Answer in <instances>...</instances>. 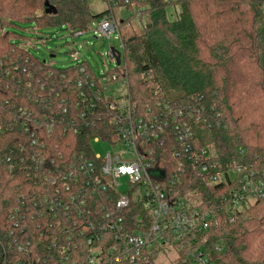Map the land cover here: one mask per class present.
<instances>
[{
  "label": "trees",
  "instance_id": "obj_1",
  "mask_svg": "<svg viewBox=\"0 0 264 264\" xmlns=\"http://www.w3.org/2000/svg\"><path fill=\"white\" fill-rule=\"evenodd\" d=\"M46 2L56 14L46 13ZM122 5L138 7L139 17L147 14L150 21L140 35L122 39V63L108 74L128 80L141 112H158L162 101L191 106L194 121L203 111L219 113L222 127L192 122L195 143L211 148L225 167L242 165L262 176L264 0H118ZM112 10L94 15L88 0H0V264H89L93 255L84 237L81 255L65 251L72 244L65 213L54 202L60 184L44 177L57 178L79 156L91 158L94 138L109 139L116 128L115 112L99 104L91 114L81 101V91L90 97V81L100 87L88 63L47 64L25 47L31 38L8 29L35 22L75 34ZM174 90L182 96L169 101ZM171 169L177 171L174 159ZM182 176L187 189L212 205L234 184H207L190 170ZM54 205L57 216L49 208ZM210 233L213 245L226 247L214 253L219 264H264V198L243 206L233 223L223 209ZM111 262L103 255L101 264Z\"/></svg>",
  "mask_w": 264,
  "mask_h": 264
},
{
  "label": "built area",
  "instance_id": "obj_2",
  "mask_svg": "<svg viewBox=\"0 0 264 264\" xmlns=\"http://www.w3.org/2000/svg\"><path fill=\"white\" fill-rule=\"evenodd\" d=\"M105 1L111 8L118 3ZM89 29L110 39L118 32V25L109 14ZM110 54L116 62L112 51ZM99 80V88L94 81L88 83L90 97L81 91L80 98L88 113H95L99 104L116 113L111 120L115 133L109 139L97 136L93 140L106 141L113 150L105 155L93 153L91 158L79 156L57 178L44 177L53 186L60 184L54 202L58 201L56 206L65 213L67 239L72 244L65 251L81 255L78 240L84 237L93 255L89 264H101L103 255L111 257V264H156L157 255L168 246L177 251L174 264H219L214 253H224L226 247L213 245L210 232L220 225L223 209L233 223L243 206L264 198V174L257 176L242 165L225 167L216 161L211 148L195 143L192 122L222 127L224 120L219 113L213 117L203 111L194 121L191 106L162 101L157 103L158 112L151 108L141 112L132 99L128 80L123 81L127 86L123 99L109 94L112 84L121 81L117 74L106 71ZM85 116V112L81 114ZM173 159L177 171L171 169ZM186 170L207 184L222 185L228 179L234 184L220 196L219 204L212 205L196 190L187 189L182 176ZM125 184L127 189L122 190ZM56 206L49 208L57 216ZM72 264L82 263L74 260Z\"/></svg>",
  "mask_w": 264,
  "mask_h": 264
},
{
  "label": "rangeland",
  "instance_id": "obj_3",
  "mask_svg": "<svg viewBox=\"0 0 264 264\" xmlns=\"http://www.w3.org/2000/svg\"><path fill=\"white\" fill-rule=\"evenodd\" d=\"M88 5L94 15L110 8V4L105 0H88ZM112 9L111 14L117 21L118 32L113 34L110 39L98 36L93 29L86 30L83 35L75 37L67 28L57 26L41 28L35 22L19 24V28H9L8 31L16 32V38L21 36L31 38L25 47L47 64H52L57 68H66L86 62L92 67L95 74L101 75L117 66L110 54L111 49L122 53V39L126 40L132 36L140 35L143 26L150 21L147 14L142 18L139 17L138 7L128 9L122 5L112 6ZM171 11L173 10L171 9ZM98 21L93 22L91 27L95 28ZM123 81L125 80L112 84L109 94L114 98L123 99L126 95L127 86ZM180 96H182L181 90L167 93L169 101ZM92 147L94 153L101 155L113 150L112 145L106 141L93 143ZM124 189H127L126 184L123 185L122 190ZM142 189L145 192V189ZM176 257L175 248L168 246L159 252L155 261L156 264H174Z\"/></svg>",
  "mask_w": 264,
  "mask_h": 264
},
{
  "label": "water",
  "instance_id": "obj_4",
  "mask_svg": "<svg viewBox=\"0 0 264 264\" xmlns=\"http://www.w3.org/2000/svg\"><path fill=\"white\" fill-rule=\"evenodd\" d=\"M45 7H46V13L47 14H56L57 13V9L54 6L50 5L48 2H46ZM111 51L113 52V55L116 59L117 65L120 66L122 63V61H121L122 53L119 51H116L115 49H111Z\"/></svg>",
  "mask_w": 264,
  "mask_h": 264
}]
</instances>
